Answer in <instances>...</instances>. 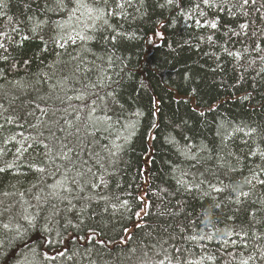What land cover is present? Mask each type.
<instances>
[{"label":"snow or ice","instance_id":"1","mask_svg":"<svg viewBox=\"0 0 264 264\" xmlns=\"http://www.w3.org/2000/svg\"><path fill=\"white\" fill-rule=\"evenodd\" d=\"M8 9L0 0V217L9 216L0 264H264V94L252 103L264 83V0H28L20 16ZM177 18L196 41L177 46L212 61L206 70L248 104L247 115L201 106L192 87L182 102L198 124L181 118L164 137L173 159L163 176L149 150L138 169L144 193L132 198L117 178L144 113L125 115L122 93L136 68L123 52L142 38L159 45ZM142 26L153 35L142 37ZM30 44L37 50L25 58ZM183 80L191 83L188 71ZM146 88L141 78L136 91ZM153 108L155 118V97ZM129 198L143 204L135 227L151 230L106 260L104 218L133 213ZM150 215L163 222L144 223Z\"/></svg>","mask_w":264,"mask_h":264},{"label":"trees","instance_id":"2","mask_svg":"<svg viewBox=\"0 0 264 264\" xmlns=\"http://www.w3.org/2000/svg\"><path fill=\"white\" fill-rule=\"evenodd\" d=\"M28 0H9L8 14L13 16H20L24 11L23 4H26ZM162 2V0H161ZM159 16V10L157 14L152 18L156 19ZM178 23L175 28H169L166 31V39L157 46H152L146 42V39H139L133 41L128 45L126 51L123 52L125 56H131V62L129 67L136 68L134 81H125L124 91L122 93L121 102L125 103L129 112L125 115H129L135 112L136 109H140L144 115L139 118L140 126L137 135L133 139L127 154L124 157L126 163H122L120 168L122 169L119 179L122 182V193L131 192L132 198L143 195L144 185L143 180L138 173V169L145 167L143 161L147 158L149 150L152 151V157L155 163L151 164L152 172L158 176H163L160 171L163 169L167 171L165 161L173 159L172 149L165 143L164 137L173 131V124L181 118L189 119L191 123L198 124V119L194 113L191 112V101L188 104L182 102V98L185 97L192 87L198 89L197 102L201 106H207L211 104H219V111L227 113L230 116L243 117L247 115L248 104L245 103L241 106L235 100L231 90H221L215 83L218 81L219 76L213 75L206 69L213 66L212 61L206 59L197 52L195 48H189L188 46L178 47V44H183L184 41L190 40L195 35L192 29L184 27L185 22L182 19L177 18ZM4 21L0 19V24ZM143 31L140 33L142 37H151L153 35L150 28L142 26ZM191 42L195 44V40L191 39ZM171 43L172 49H169L168 45ZM37 50L35 44L27 45L26 55H31ZM207 50V49H204ZM17 53H14L16 55ZM203 65L202 69L200 66ZM157 69L155 72L150 69ZM32 71H36V65H33ZM185 71H188L192 77L191 83H185L183 75ZM21 75L24 73L21 72ZM141 78H145L147 84L146 89L139 88ZM231 82V81H230ZM248 91H253L251 84L246 85ZM256 91L254 92L255 100L253 104L262 99L261 94H264V83H257ZM178 91V95H177ZM243 91V90H242ZM240 93H236L239 95ZM153 97L159 101V111L156 117L152 116L153 111ZM181 100L180 103L177 101ZM135 119V117H133ZM156 122L159 124L158 129H152L151 124ZM152 134L156 136L155 140H149L148 135ZM9 183L5 181V184ZM156 183H160L159 180ZM139 185V187H137ZM155 187V185H153ZM3 187H0V191H4ZM2 198V197H0ZM129 198L133 204V213H117L114 216H108L104 218L106 227L104 228V239L112 241L110 245L111 255L107 253V250H101L106 260H114L117 253L121 250L127 251L129 248L136 247L145 238V232L151 229H137L135 211H139L143 208V204ZM153 201L152 213L157 211L155 205L158 203L151 195L146 197ZM10 199H5V206L9 204ZM9 222V216L5 215L0 217V223ZM135 222V223H133ZM163 221L158 219L155 215H150L145 218L144 223L155 225L162 223ZM222 227V226H221ZM133 229L127 233L132 236V240L127 245H119L117 242L122 239L125 232L123 229ZM127 238V237H126ZM39 242V241H37ZM99 249V246H97ZM44 249L41 248L40 251ZM48 264V262H46ZM50 264H71L67 261H53ZM116 264H119L117 261Z\"/></svg>","mask_w":264,"mask_h":264},{"label":"rangeland","instance_id":"3","mask_svg":"<svg viewBox=\"0 0 264 264\" xmlns=\"http://www.w3.org/2000/svg\"><path fill=\"white\" fill-rule=\"evenodd\" d=\"M126 237H127V235L124 234V236L122 237V239H126ZM119 241H120V240H119ZM119 241H118V242H119ZM118 242H117V243H118Z\"/></svg>","mask_w":264,"mask_h":264},{"label":"bare ground","instance_id":"4","mask_svg":"<svg viewBox=\"0 0 264 264\" xmlns=\"http://www.w3.org/2000/svg\"><path fill=\"white\" fill-rule=\"evenodd\" d=\"M133 223H135V222H133ZM131 230H133V229H130V228H129V229H128V232H130ZM128 232H127V233H128ZM127 233H125V234L127 235Z\"/></svg>","mask_w":264,"mask_h":264}]
</instances>
